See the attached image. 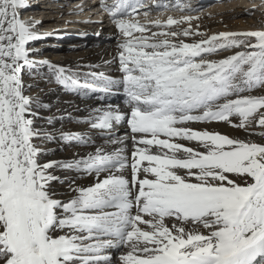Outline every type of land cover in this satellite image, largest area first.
Here are the masks:
<instances>
[{"label":"snow or ice","instance_id":"6c2138e0","mask_svg":"<svg viewBox=\"0 0 264 264\" xmlns=\"http://www.w3.org/2000/svg\"><path fill=\"white\" fill-rule=\"evenodd\" d=\"M32 7L0 0V264H264V28L77 4L111 25L104 71L45 57L64 34Z\"/></svg>","mask_w":264,"mask_h":264},{"label":"bare ground","instance_id":"6f19581e","mask_svg":"<svg viewBox=\"0 0 264 264\" xmlns=\"http://www.w3.org/2000/svg\"><path fill=\"white\" fill-rule=\"evenodd\" d=\"M245 0L248 3L249 9H252L251 1ZM261 2L260 8L254 9L250 13L247 7L240 6V0H205L199 6L202 9V15L210 17L202 22L210 26V31L225 30V25L231 30H248L264 28V0H256L255 2ZM38 4L45 2L44 0L37 1ZM62 0H57L52 4L43 3L41 7L34 8L36 3H32V10L24 13L26 19H33L35 21H43L40 30L41 31H57L59 28L67 25V27L73 28L72 31H62L64 38L59 41L58 39L51 38L43 43L44 52L43 55L50 60L63 65H73L77 62L101 64L104 71H114V66L108 68L103 66V61L111 58V53L115 47V40L109 39L111 36V25L105 19L103 24L98 23H79L78 20L84 21L92 14L91 11H85L82 15H71L70 12L76 8L77 4H90L89 1L79 3L78 0H73V4H69L67 8H62ZM49 7V8H48ZM41 8V9H40ZM36 13V14H34ZM88 18H92V21H99L100 16L92 15ZM76 21L75 23H66V21ZM60 32V31H59ZM86 32L88 35L86 38H80L78 33ZM101 32V36L98 38L95 33ZM57 40L60 44L54 45L53 41ZM68 41V43H66ZM56 42V41H55ZM45 89L47 86L41 85ZM59 95L60 101L69 99L62 93H51L44 96L45 101H56ZM117 103H121V100H116ZM79 103V101H77ZM83 107V105H81ZM55 111V109H53ZM47 115V113H44ZM66 127L76 128L74 125H65Z\"/></svg>","mask_w":264,"mask_h":264},{"label":"rangeland","instance_id":"374dc122","mask_svg":"<svg viewBox=\"0 0 264 264\" xmlns=\"http://www.w3.org/2000/svg\"><path fill=\"white\" fill-rule=\"evenodd\" d=\"M241 1V3H240V6H242V7H247L248 8V6H247V4L248 3H246V4H244L245 3V0H240ZM251 1V6H252V9H258V8H260V1L257 3V2H255L256 0H250ZM249 1V2H250ZM69 4H68V2H64V3H62V8L63 7H65V8H67V6H68ZM41 6H43V5H38L37 7H41ZM36 6H34V8H37ZM49 8V7H48ZM41 9V8H40ZM249 9V8H248ZM34 14H36V13H34ZM89 17V16H88ZM88 17H86V18H83L84 19V21H86V20H88L89 18ZM92 19V18H91ZM70 21H73V20H70ZM78 21H81V20H78ZM85 24V23H84ZM60 30H62V31H66V33L68 32V31H72L73 30V28H70L69 29V27H67V25H64V28L63 27H61V28H59ZM59 40V39H58ZM56 41V42H55ZM59 41H61V40H59ZM54 43H52V44H54V45H57V44H60L59 42H57V40H54L53 41ZM66 43H68V41L66 42Z\"/></svg>","mask_w":264,"mask_h":264}]
</instances>
